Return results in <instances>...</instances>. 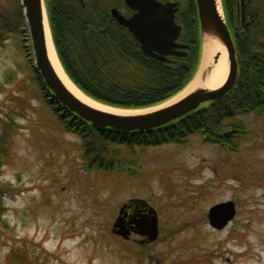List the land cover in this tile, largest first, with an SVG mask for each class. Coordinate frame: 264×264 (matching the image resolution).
I'll list each match as a JSON object with an SVG mask.
<instances>
[{"label":"rangeland","instance_id":"rangeland-1","mask_svg":"<svg viewBox=\"0 0 264 264\" xmlns=\"http://www.w3.org/2000/svg\"><path fill=\"white\" fill-rule=\"evenodd\" d=\"M21 13L20 0H0V264H19L11 248L27 264H264V116L213 119L244 122L235 151L194 130L152 145L95 143L86 155L87 144L62 126L31 69ZM95 157L110 167L88 168ZM133 198L156 212L151 243L113 232L120 207ZM228 200L235 216L211 227L209 208Z\"/></svg>","mask_w":264,"mask_h":264},{"label":"trees","instance_id":"trees-1","mask_svg":"<svg viewBox=\"0 0 264 264\" xmlns=\"http://www.w3.org/2000/svg\"><path fill=\"white\" fill-rule=\"evenodd\" d=\"M46 1L54 45L65 73L84 94L97 102L124 109L149 107L180 91L197 69L201 40L195 22L188 20L191 26L185 37L196 38V44H191L188 54L158 61L144 54L133 35L114 19L106 25L105 16L89 6L86 0L84 4L79 0ZM191 3L195 4L194 1ZM244 3V27H241L236 0H222L235 46L237 75L231 88L221 97L159 126L135 130L94 126L53 96L48 103L57 111L62 126L85 141L86 155L93 150L88 146L94 147L95 143H103L104 148L109 143H122L128 147L147 145L154 138L167 136L171 139L191 130L201 131L224 149L239 150V142L248 130L244 122L220 125L213 119L246 112L256 117L264 116V0H244ZM31 69L45 87L33 63ZM209 125L211 130L219 132L211 133L207 129ZM99 160L95 157L86 164L96 163L103 169L110 167V163ZM122 168L129 170L125 164L119 166ZM9 258L27 264L25 258L17 256L12 248Z\"/></svg>","mask_w":264,"mask_h":264},{"label":"water","instance_id":"water-1","mask_svg":"<svg viewBox=\"0 0 264 264\" xmlns=\"http://www.w3.org/2000/svg\"><path fill=\"white\" fill-rule=\"evenodd\" d=\"M20 1L30 36L33 64L43 83L51 91L53 97L63 106L94 126L111 127L120 130L156 127L183 116L207 101L221 97L231 88L235 81L237 75L235 46L224 17L221 0H195L201 35V61L204 43L208 38L215 37L226 52L228 72L224 82L213 89L199 86L174 102L145 111L116 113L93 107L81 101L69 91L49 59L46 28L53 47L54 44L44 0ZM125 4L134 10V13L129 17H125L115 8H112V17L133 35L144 54L158 61H166L167 56L172 54L185 55L183 51L174 50L177 46L185 47V45L176 42L180 34V26L174 20V3H167L165 8L155 0H125ZM244 7V0H236V14L241 27H244ZM220 50L216 51L211 62L202 68L200 74L202 84L205 83L211 69L222 54ZM54 51L56 53L55 47ZM201 61L197 72L201 69ZM130 202L140 204L142 207L148 204L143 198H133ZM126 206L127 204H123L120 207L118 216L113 223V232L124 239H128L131 233L144 236L145 238L140 240V243L154 241L159 234L155 210L151 207L147 214L139 217L133 216L126 221ZM235 213L233 201L228 200L216 203L207 212L208 223L215 229H221L232 220Z\"/></svg>","mask_w":264,"mask_h":264},{"label":"bare ground","instance_id":"bare-ground-1","mask_svg":"<svg viewBox=\"0 0 264 264\" xmlns=\"http://www.w3.org/2000/svg\"><path fill=\"white\" fill-rule=\"evenodd\" d=\"M46 36H47L46 37V39H47L46 44H47V51H48L49 59L53 65L56 73L58 74V76L60 77L62 82L65 84V86L69 89V91L72 92V94H74L81 101H83V102H85V103H87L93 107L102 109V110H108V111H112V112H116V113L132 112V110L114 108V107L102 104L100 102H97V101L93 100L92 98H90L89 96H87L86 94H84L78 87H76L74 85V83L69 79L67 74L64 72V70H63V68H62V66H61V64H60V62L56 56V53L54 51V47L52 45V42L50 40L48 31H47V28H46ZM218 50H220L222 52V54L220 55L217 62L214 64L213 68L211 69L210 75L206 78L205 83L202 84L200 81L201 70L209 62H211L212 57L214 56L215 52ZM200 68L201 69L195 74V76L185 86V88L183 90H181L180 92H178L175 96L171 97V99H169L168 102H166V103L169 104L171 102L178 100L179 98H181L182 96L191 92L192 90H194L195 88H197L199 86H204L206 88L213 89V88H217L218 86H220L224 82V80L227 76V72H228V63L226 60V52H225V49L222 46H220L218 40L215 37L208 38L206 40V42L204 43L203 56H202Z\"/></svg>","mask_w":264,"mask_h":264},{"label":"flooded vegetation","instance_id":"flooded-vegetation-1","mask_svg":"<svg viewBox=\"0 0 264 264\" xmlns=\"http://www.w3.org/2000/svg\"><path fill=\"white\" fill-rule=\"evenodd\" d=\"M79 1L81 3H83L85 0H79ZM155 1L157 3H160V5L163 8H165L167 3H174V7H173V8H175L174 20H175L176 24H178L180 26V34L177 37L176 42L179 44L187 45L185 47H178L177 46L174 48V50L184 51V52H186V54H188L187 52L189 51L191 44H194V45L196 44V38H194L193 36L185 37V34H186L188 28L190 30V26H191V24L188 23V20L194 23L195 20L197 19L198 30L200 29L199 21H198V17H197V9H196L195 0H194V3H195L196 17L190 15L192 12L191 0H155ZM86 3L89 6L93 7V9L96 8L97 10H99V12H101L105 16L104 19H106V20H104V22L106 25L107 24L109 25L111 23V19H114L112 17V13H111L112 8H115L117 11H119L125 17H129L134 13V10L129 9L125 5V0H86ZM46 6H47V1H46ZM23 26L24 27L22 29L23 30L22 36L24 38L27 36V39L30 43V36H29V33L26 29V25L24 23H23ZM108 29H110V28H108ZM16 30H18V29H16ZM185 39H187V41H185ZM174 55H176V54H174ZM172 56H173V54L170 56L168 55V58L170 60H172V58H173ZM125 211H126V216H125L126 221L131 219L133 216L139 217L141 215L147 214V209L145 208V206L142 207V205H140V204L136 205L135 203L127 205V208Z\"/></svg>","mask_w":264,"mask_h":264}]
</instances>
